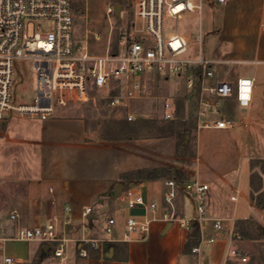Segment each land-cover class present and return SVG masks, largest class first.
Returning <instances> with one entry per match:
<instances>
[{"label":"crops","instance_id":"obj_1","mask_svg":"<svg viewBox=\"0 0 264 264\" xmlns=\"http://www.w3.org/2000/svg\"><path fill=\"white\" fill-rule=\"evenodd\" d=\"M207 17L210 25L203 55L215 62L214 81L236 83L248 77L254 78L255 84L249 106L241 107L233 95L215 99L212 109L201 116L196 114L192 154L178 150L175 135H137L136 127L129 125L122 127L129 134H105L93 118L70 114L67 108L59 109L46 121H0V226L14 229L16 223L10 219L13 213L19 215L24 227L43 225L58 213L66 222L69 240L61 258L55 256L52 244L9 242L5 253L15 259V264H224L232 227L254 212L251 164L264 162V0H214L207 5ZM183 34L190 40L198 36L194 31ZM150 76L184 82L179 77ZM162 87L156 89L164 91L158 99L148 100L147 96L119 108L124 112L134 102L145 100L137 110L138 119L148 120L153 113L162 119L164 102H172L170 98L178 90L174 83ZM195 94L198 102L200 94ZM219 120L232 124L218 128ZM146 170L160 172L153 180L128 176ZM171 179L209 185L204 218L186 203L189 192L180 188L176 211L180 219L191 222L189 230L180 223L156 221L147 235L135 234L124 241L127 218L145 214L143 209L127 207L125 191L134 186L147 201L157 203V215L161 216L168 191L165 182ZM66 205L72 207L71 213L65 211ZM88 207L93 213L85 219L82 213ZM108 217L117 220L113 242L104 241ZM217 220L225 221L223 233L213 227ZM211 238H215L213 243ZM87 239H97L101 244L99 248L86 245L89 258H82V241ZM201 239L200 252L193 254L192 247Z\"/></svg>","mask_w":264,"mask_h":264},{"label":"built area","instance_id":"obj_2","mask_svg":"<svg viewBox=\"0 0 264 264\" xmlns=\"http://www.w3.org/2000/svg\"><path fill=\"white\" fill-rule=\"evenodd\" d=\"M225 3L226 0H218ZM73 0H0V121L9 118L37 119L46 121L59 109L73 104L94 101L93 92L109 96V105L119 108L130 101L149 96L145 80L150 75L179 77L185 82L189 94L199 92L198 115L214 107L215 99L236 96L241 107H247L253 97L254 78H240L236 83L214 81L215 62L203 55V33L190 40L176 31L167 33L166 21H179L185 14L200 16L204 0H133V17L130 28L125 31L119 50H111V40L102 54H94L92 40L101 37L88 27V4L85 6L83 42L75 39L76 15ZM115 7H106V17L115 15ZM47 25H50L47 26ZM111 34L114 29L110 22ZM29 60L36 71L35 96L30 103L16 100L13 93L15 62ZM116 93V94H114ZM164 118H173V104L164 102ZM227 120L216 122L218 128H227ZM165 210L158 216L157 203L147 201L137 193L134 186L124 193L129 209H143L142 218L129 216L123 237L130 241L135 234L147 235L156 221L180 223L188 230L191 222L178 217L175 199L178 189L196 195L198 213L203 219L206 213L205 198L209 185L198 181L181 182L167 180ZM53 192V188H50ZM235 199V198H232ZM55 205V201H52ZM71 213L72 207L65 206ZM93 208H86L82 216L88 219ZM14 229L0 226V264H15V259L6 255L9 242L40 241L52 244L55 256L63 257L68 243L66 222L54 213L43 225L24 227L19 215L13 213ZM217 233L226 230L225 223L217 220L213 224ZM117 220L108 217L104 226L105 242L115 241ZM230 246L224 264H256L251 255L234 244L237 239L230 236ZM215 238L209 239L213 243ZM203 240L193 246L191 252H200ZM97 239L82 241L80 256L89 258L85 248L100 247Z\"/></svg>","mask_w":264,"mask_h":264},{"label":"rangeland","instance_id":"obj_3","mask_svg":"<svg viewBox=\"0 0 264 264\" xmlns=\"http://www.w3.org/2000/svg\"><path fill=\"white\" fill-rule=\"evenodd\" d=\"M212 1L214 0H204L203 12L198 16L199 18L193 17L192 14H185L179 21H175L174 19L167 20V33L176 31V28L185 34L189 31H194V35H197L199 31H202L204 41L206 39L207 28L210 25L207 17V5H210ZM72 3L76 15V41L79 43L83 42V30L85 26L83 15L87 3L88 27L93 33L101 37L100 42L96 43L92 40L91 47L93 53L97 55L102 54L110 40L111 50H119L125 31L131 25L134 8L133 0H73ZM108 5H113L114 7L120 5L119 15L115 14L106 17V7ZM110 22L113 23L114 27L112 34ZM47 26L50 27V25ZM35 76L36 71L31 61L18 60L15 62L13 93L17 101L23 103H30L32 101L36 92ZM166 83H174L178 89L176 94L170 98L174 107L173 118L170 120H166L165 118L159 119L154 113L148 120H139L137 110L141 108L145 100L134 102L131 109H125L123 112L122 109L113 108L109 105V97L112 95L106 96L98 92L92 93L94 101L73 104L66 111H69L70 114L81 113L89 118H93L96 124L103 126L102 132L105 134H129L127 131L122 130L124 125H129L130 127H136L137 135H175L178 139V150L185 154H192L195 150L193 134L198 126L196 114H198L199 107L196 94H189L186 91L185 82L182 83L177 80L171 82L170 79L149 76L145 80L149 91L148 100H155L160 96H164L163 90L156 91V89H159ZM187 105L189 106L188 109L186 108ZM154 125L158 127L154 129ZM110 128L113 131L109 130ZM251 167L252 189L250 197L254 212L235 223L231 229V236L237 239L234 244L237 246L242 245L241 249L250 254L256 264H264V162L254 161ZM260 173H262V176ZM185 201L197 211V198L193 192L187 193Z\"/></svg>","mask_w":264,"mask_h":264},{"label":"trees","instance_id":"obj_4","mask_svg":"<svg viewBox=\"0 0 264 264\" xmlns=\"http://www.w3.org/2000/svg\"><path fill=\"white\" fill-rule=\"evenodd\" d=\"M160 171L158 170H146V171H138L136 173H131L129 174L128 176H131L133 177L134 179H136V177L138 179H142V180H153V179H156L158 177V174H159ZM178 175L181 176V173L179 172H176V176ZM179 179H183V178H180ZM197 226V224H196ZM191 244V243H190ZM189 244V247H191V245Z\"/></svg>","mask_w":264,"mask_h":264},{"label":"water","instance_id":"obj_5","mask_svg":"<svg viewBox=\"0 0 264 264\" xmlns=\"http://www.w3.org/2000/svg\"><path fill=\"white\" fill-rule=\"evenodd\" d=\"M120 9H121V6L116 5V7H115L116 15H119Z\"/></svg>","mask_w":264,"mask_h":264}]
</instances>
